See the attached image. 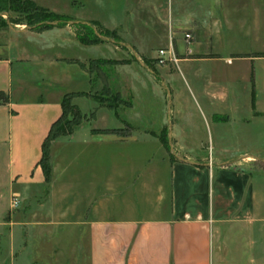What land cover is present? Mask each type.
Returning <instances> with one entry per match:
<instances>
[{
    "label": "crops",
    "instance_id": "crops-1",
    "mask_svg": "<svg viewBox=\"0 0 264 264\" xmlns=\"http://www.w3.org/2000/svg\"><path fill=\"white\" fill-rule=\"evenodd\" d=\"M263 9L264 0H122L121 19L100 18L120 35L105 39L119 50L81 43L72 23L0 32V227L9 237L0 264H264V167L240 159L264 162V151L206 150L236 110L233 88L219 79L227 71L248 84L240 122H264ZM71 44L115 54L95 50L86 61H116L85 69L69 61L85 58L52 51ZM161 47L178 58V86L171 70L143 62L159 64ZM71 70L86 92L122 100L86 94V120L50 142L46 182L42 141L62 95L85 90L67 87ZM139 78L164 106L144 125L131 119ZM14 194L24 204L16 211Z\"/></svg>",
    "mask_w": 264,
    "mask_h": 264
},
{
    "label": "rangeland",
    "instance_id": "rangeland-1",
    "mask_svg": "<svg viewBox=\"0 0 264 264\" xmlns=\"http://www.w3.org/2000/svg\"><path fill=\"white\" fill-rule=\"evenodd\" d=\"M121 3H122V0H50V3L47 5H52V7H55L57 11H61L64 13L66 12L74 20L90 21L91 19L93 20L96 19L101 29H109V28H105L102 25V23L100 22L101 20L100 18L104 20L106 19L108 22H110L111 19L112 20L116 19V17L118 19H121L120 13H117L118 15L115 14L116 8L118 9ZM262 13L264 16V11ZM13 14L17 15V13L15 12H13ZM3 18H7L6 13H3ZM15 24H17V27H20L24 23H15ZM70 26H72V28L76 30V33H85V32L87 33L90 31V28H85L77 24H71ZM33 30H36V29H33ZM9 31L11 30L8 25H0V32H6L5 36L7 32ZM3 34L4 33H0V39ZM115 35H116L114 37L115 41L121 40L119 34L116 33ZM101 41L106 42L109 46H112L115 50L121 49L120 44L118 43L107 41L105 39L104 40L102 39ZM144 41L148 43V42H151L152 39L145 38ZM115 44L117 45V47L115 46ZM53 48L54 50L52 51H58L57 48H59L61 49L60 52H64L67 55H76L80 58H83V59L85 58V62L87 63V66L89 68L94 67L97 62L95 61L92 62L91 60L86 61V57L92 54L96 55L94 54L96 53L95 50L99 54L101 53L105 55H115L110 50H106V49L97 50L94 48H90V49L84 48L83 49L79 47L78 45H73V44L64 46L61 48L58 46L53 47ZM116 55L120 56V53L117 51ZM122 55L124 54L122 53ZM143 62L146 65H148L151 69H153L154 71H155V68L157 69L163 68V69L171 70L173 79L169 80L171 81L170 83L174 86L180 85L179 71L175 63L168 62L165 64H156L154 61L145 60V59L143 60ZM219 64L220 66H223L222 62H220ZM230 67L231 66H229L228 68L229 70H230ZM70 72H73V70H71ZM232 72L233 73L230 74L231 72L227 71V74L229 75L222 77V78L220 77L219 79L221 80V82L229 83L231 88H233L234 93H232L233 94L232 96L234 97L236 105H237L235 106L236 110L235 112H233V115L231 114V118H232L231 122L225 127H223V130H220L218 132V135H214L213 143L211 142L210 139L208 140L207 142L208 146L206 147V150L210 154L212 152L213 154H216L217 150H219V148L221 147V149H224V151H226V153L231 156L240 155L242 151H246V150L256 151V152L264 151V147H263L264 145V122H258L255 119H251L249 124L244 125L239 120L242 117L244 119L249 117L247 113L248 108H247V105H245L246 101H248V94H247L248 84H247V81L243 78L241 71L233 69ZM73 74L75 76H73L69 80V82L66 83L67 87L72 88V89H85V90H74V91L86 92V82L82 81L81 78H79V76L76 75L75 72H73ZM128 79L129 80L131 79L130 75ZM150 85L151 84L147 81H144L143 78H139V83L137 85L139 87L138 91L135 92L136 94H133L135 95L132 98V102L134 103V112L131 116L132 117L131 119L136 123L138 122L140 125H144L146 122H148V119L149 120L158 119L163 114L164 106H163L162 100L156 97L154 93H152L153 90L150 87ZM53 90L54 89H52V92ZM86 93L91 94L90 92H86ZM45 94H49V91L44 92V95ZM26 95H28V97H31V94H26ZM83 95H85V97H82L81 99L79 98L75 100L76 96H74L72 99V103L76 104L78 107L80 106L79 109L81 113L85 115L82 121L86 120V117L88 116L86 112L84 111H86V106L88 107V105L90 104V102L88 101L86 102V94H82V96ZM91 95H94L96 97V100L99 102H106V100H108L109 102H112V103H118V101L122 100V98H120L118 95L107 96L102 91L98 93L92 92ZM168 109H169V103L167 101L166 110L168 111ZM68 118L74 119L73 113H69ZM77 125L78 124L73 126V130ZM166 133H167V128H165V131L163 133V140H164V143L168 145V139H167ZM209 159L210 157L207 160ZM240 159L247 160V161L251 160L252 162H254V164H251L250 166V168L253 171L258 170L260 166L264 167V162L255 161V158L249 157L246 159H243V158H240ZM31 203L32 204H30V206L34 207L33 202ZM23 207H24V204L20 203V200H19V204L15 207L16 209L15 208H11V209H15L16 211L17 208H23ZM27 213L30 214L31 210L27 211ZM14 219H18V217L14 216ZM1 228L2 227H0V262L3 261L4 257L7 255L6 253H7L8 246H9V237L6 233V229H1Z\"/></svg>",
    "mask_w": 264,
    "mask_h": 264
},
{
    "label": "trees",
    "instance_id": "trees-1",
    "mask_svg": "<svg viewBox=\"0 0 264 264\" xmlns=\"http://www.w3.org/2000/svg\"><path fill=\"white\" fill-rule=\"evenodd\" d=\"M13 12L17 13V15H14ZM3 13L7 14V18H3ZM46 20H57V23H46ZM68 20L74 19L71 18L69 14L56 12L47 7L41 6L34 0H0V25H8L9 21L12 24L24 23L31 26V29L40 30L58 24H66L68 23ZM89 22L90 25L82 22L72 23L85 28H90V31L87 33H76L77 38L81 43L93 44L100 42L102 39L104 40V38L94 31L93 26L96 27L97 31L102 35L113 39L116 36L115 29H101L97 20L92 19ZM69 61L76 62L81 67L86 69V62L84 61H81L77 58H71ZM91 61H95L97 63H109L115 62L116 60L110 58H96L91 59ZM82 94L87 93L83 91H68L62 95L60 100L62 108L61 113L55 120L52 121L48 132L42 141V153L38 163L42 168L46 182H49L51 179V165L49 160L50 142L59 135L70 134L73 131V126L79 124L85 117V115L81 113L79 107L72 103L74 96ZM0 95H2V92H0ZM69 113H73L74 119L68 118Z\"/></svg>",
    "mask_w": 264,
    "mask_h": 264
},
{
    "label": "built area",
    "instance_id": "built-area-1",
    "mask_svg": "<svg viewBox=\"0 0 264 264\" xmlns=\"http://www.w3.org/2000/svg\"><path fill=\"white\" fill-rule=\"evenodd\" d=\"M184 35L186 38H189L191 36L189 32H185ZM157 52H158V54L156 57V61L159 64H165L168 62H171V63L173 62L176 64L178 58L175 55L172 47H169V48L161 47L157 50ZM10 202H11L10 203L11 208H15L19 204L18 196L16 194L12 195Z\"/></svg>",
    "mask_w": 264,
    "mask_h": 264
},
{
    "label": "water",
    "instance_id": "water-1",
    "mask_svg": "<svg viewBox=\"0 0 264 264\" xmlns=\"http://www.w3.org/2000/svg\"><path fill=\"white\" fill-rule=\"evenodd\" d=\"M45 22H46V23L55 24V23H57V20H46ZM75 22H82V23H85V24L90 25V22L87 21V20H68V23H75ZM40 23H41V22H40ZM8 25H9L12 29H14V30H18V28H15V27L13 26V24H12L11 22H9V21H8ZM24 28H31V26L25 24ZM93 28H94V31H95L98 35H100L102 38H104V39H111V40H114L113 38H110V37H107V36H105V35L100 34V33L97 31L96 27L93 26ZM209 164H210V163H209Z\"/></svg>",
    "mask_w": 264,
    "mask_h": 264
}]
</instances>
